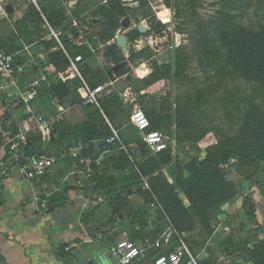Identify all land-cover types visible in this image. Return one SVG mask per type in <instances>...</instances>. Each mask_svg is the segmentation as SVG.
<instances>
[{
    "label": "rangeland",
    "instance_id": "374dc122",
    "mask_svg": "<svg viewBox=\"0 0 264 264\" xmlns=\"http://www.w3.org/2000/svg\"><path fill=\"white\" fill-rule=\"evenodd\" d=\"M109 1L36 0L35 4L30 0L31 4L45 8L51 15L62 10L64 26L69 27L66 30L62 28L63 38L77 47L75 52H80L75 57L82 58L77 67L87 82L91 85L108 83L109 74H113L128 85L124 93L116 95L118 106H134L132 109L116 108L119 114L114 127L120 131L119 140L100 146L95 155L104 152L108 160L120 161V151L131 149L140 135L130 122L135 108H141L145 114L149 109H155L158 115L166 118L164 125H168L159 131L168 139L169 149L174 156L173 163L142 176L141 186L137 179L129 182L133 185L127 200L134 205H145L143 221L147 225H129V213L125 212L124 206L110 208L104 194L96 191L91 178L83 181L71 177L72 182L84 186L83 190L92 192V219L99 228L111 229L115 234H121L122 240L136 243L143 252L137 264H154L160 255L166 254L163 236L169 230L175 231L176 239L185 241L191 251L192 257L184 264H254L248 252L264 242V163L256 160L240 166L238 161L232 160L223 167L225 179L233 184L235 195L210 207L209 227L203 225L180 187L193 169L207 158L209 151L215 150L226 136H236L242 123L240 119L248 111L245 100L250 92L248 84L229 76L210 80L211 70L201 64L202 24L216 16L221 7L219 0H133L130 4L119 0L123 13L116 15L119 27L113 32L102 13L103 10L111 11ZM247 1L251 3V0ZM263 15L264 0H254L253 8L237 16L233 23L255 26L261 22ZM17 23L14 26L18 33ZM139 24L147 28L146 34L138 31ZM21 30L37 31L32 24ZM0 31L1 36L4 30ZM11 31L10 37L17 36L14 29ZM123 33L129 42L127 53L115 42L116 37ZM5 35V38H9ZM29 40L47 43L51 40L49 28L43 27L39 34ZM15 44L19 46V42L15 41ZM111 45L117 47L118 62L110 61L107 47ZM157 63L170 64V71H159ZM157 73H161L162 78L155 76ZM59 74L51 75L56 77ZM111 96L105 94L104 99ZM216 99L225 102L228 109L218 105L216 112L212 108ZM188 106L189 109L181 114L186 125L178 127L175 122L180 115V107L185 109ZM44 110L50 115L55 114L48 107ZM87 113L88 110L76 107L58 116L60 121L75 125L84 121ZM111 127L112 130L116 129ZM121 135L130 146L121 141ZM132 155L134 162L143 161L141 154ZM62 161L57 168L66 167V161ZM135 170L111 169L109 173L115 175L121 185H125L126 179ZM167 186L177 191L191 221L183 222L184 218L177 214L173 219L163 211L160 200ZM130 226H133L132 231L129 229L128 235L122 234ZM137 231L145 236L143 240L135 239Z\"/></svg>",
    "mask_w": 264,
    "mask_h": 264
},
{
    "label": "trees",
    "instance_id": "16d2710c",
    "mask_svg": "<svg viewBox=\"0 0 264 264\" xmlns=\"http://www.w3.org/2000/svg\"><path fill=\"white\" fill-rule=\"evenodd\" d=\"M219 3L221 7L213 20L202 24L204 26V35L199 49L202 55L201 64L211 70L210 80L216 78L219 80L226 76L233 80L240 79L248 84L250 92L245 98L248 111L240 119L242 123L236 136L233 138L226 136L215 150L208 152L207 158L198 165L199 167L197 168L196 166L191 175L180 183L182 192L191 201L193 210L206 227L210 226L208 214L210 207L235 195L233 184L228 183L225 179L223 167L232 160L238 161L240 166L253 163L256 160L264 163V15L261 22L255 26L249 27L247 25L234 24L233 22L237 16L239 17V15L253 8L254 0H251V3L247 0H219ZM108 4L111 7V11L103 10L102 13L111 29L110 31L113 32L119 27L116 15L123 12L120 8L121 3L119 0H110ZM64 23L65 17L62 10L55 15H51L48 14L45 8H37L32 3L25 16L17 23L19 30L17 36L14 39L0 38V49L9 53L18 52L23 45L21 43V46L20 44L16 46V40L20 39L25 44H32L35 41L29 39L39 34L41 29L49 24L52 29L60 34L59 40L63 48L60 47L59 42L55 38L50 40L54 42L53 44L50 41H47V43L43 42V46L48 51L47 62L55 67L57 74L60 73L59 71L65 73L71 68V60L80 55V52H75L78 50L77 47L69 40L67 41L63 38L62 28L64 30L69 28L65 27ZM29 24H32L37 31L25 32L21 30L22 27L24 28ZM43 41L45 40L43 39ZM116 48V45L107 47L111 62H118ZM156 68L159 71H170L171 67L170 64L159 65L157 63ZM155 76L162 78L161 73H157ZM179 76L177 75L176 77ZM87 83L91 87L103 85ZM81 85L82 83L78 76L63 81L60 78V74L56 77L48 74V83H42L39 86L38 95L32 102V106L38 114L46 111L44 109L48 107L52 110V113H55L53 116L59 115L57 105L65 109L79 107L81 97L78 89ZM116 95H119V93L114 91L110 93V99H104L105 97H103L101 109L93 106L82 107L88 110L86 118L82 122L72 125L60 121V119L56 121L53 125L54 140L48 146L44 144L40 131L28 133L26 143H19V147L22 149L21 159L23 164H28V159L49 153L59 158L58 164L65 160L67 166L70 165L76 168L75 160L69 156L61 158L62 155L68 154L69 149L76 141L84 143V155H93L100 146L107 145V139L113 137L111 125L116 128L114 125L119 114L117 113L118 109H116L119 103L117 100L119 99ZM216 100L212 107L216 112L218 105H221L223 109H228L225 102L223 103L221 99ZM203 106L206 105L203 104ZM118 107L134 108L133 104H123ZM188 109L189 106L185 109L180 107V115L175 122L178 127L186 125L181 114ZM146 115L150 121L151 130L161 131L168 127V125L167 127L164 125L166 118L163 119L158 115L155 109H149ZM133 127L136 129L134 125ZM115 130L120 134L117 128ZM136 131L138 130L136 129ZM17 134H19V131L15 128L13 138H16ZM140 135L133 145L137 146L140 151L142 162H134L131 149L128 148L127 151L126 149L125 151H120V161H111V159L108 160L106 157L101 167L95 168L94 175L90 177L91 179L89 178L91 183L95 184L96 191L104 194L103 196H105L110 208L115 205L124 206L125 212L129 213L127 215V223L129 225L145 223L143 221L145 205H134L127 200L128 193L132 192L133 185L129 182L137 179L139 186H141L142 176H147L161 166L170 165L174 161L171 149L152 154L143 142L142 135ZM121 141L130 146L122 135ZM3 144L4 137L0 132V147ZM8 154L7 152V156H9ZM191 164L196 165L195 163ZM133 168L136 170L126 179L125 185H121L117 177L109 173L111 169L130 170ZM160 204L163 211L173 219L175 217L174 214H177L182 219L184 218L183 222L192 220L190 214L183 206L179 194L172 186H167ZM91 212L85 213L82 221L87 225H93L94 231L102 230L92 219L93 213ZM114 235L118 234L114 232ZM135 237L137 240H143L145 236L137 231ZM231 244L234 245V242H231ZM248 255L254 264H264V242L249 251Z\"/></svg>",
    "mask_w": 264,
    "mask_h": 264
},
{
    "label": "crops",
    "instance_id": "0c3cea01",
    "mask_svg": "<svg viewBox=\"0 0 264 264\" xmlns=\"http://www.w3.org/2000/svg\"><path fill=\"white\" fill-rule=\"evenodd\" d=\"M4 2L13 6L14 11L8 18L0 16V29L4 30L0 38H5L7 34L14 39L10 37L11 30L18 34L14 24L25 16L31 2ZM16 41L23 45L19 50L20 68L15 75L21 89L42 78L41 68H46V74L56 73L55 67L47 62L48 51L41 42L25 44L20 39ZM56 107L62 113L74 109ZM39 115L54 117L46 111ZM26 119V107L19 103L16 87L0 78V127L6 145L4 150H0V159H5L9 165L5 187L0 190L1 260L4 264H117L110 249L123 239L122 235L115 236L114 231L105 227L94 231L93 225L82 221L83 215L92 210L94 201L91 200V191L83 190V185L79 186L70 179H81L76 168L70 165L56 166L54 174L48 179H38L31 184L23 180L16 158L22 157L19 143L27 141V135L23 134ZM15 128L19 134L13 138ZM15 140L18 143L10 146ZM129 229L132 231L133 226L122 234L128 235Z\"/></svg>",
    "mask_w": 264,
    "mask_h": 264
},
{
    "label": "built area",
    "instance_id": "2783aa9c",
    "mask_svg": "<svg viewBox=\"0 0 264 264\" xmlns=\"http://www.w3.org/2000/svg\"><path fill=\"white\" fill-rule=\"evenodd\" d=\"M36 4V0H33ZM7 4L4 0H0V16L8 18L9 14L6 9ZM45 27L50 30V38H55L60 47H62L59 40V33L52 29L49 24ZM20 51L16 53H9L6 50L0 49V78L10 81L17 89V98L19 103L24 104L26 107L27 119L23 124V134H28L32 131H40L43 142L47 145L51 144L54 140L53 125L55 120L59 119L54 117H45L37 114L33 109L32 102L38 95V88L42 83H48V72L45 69H40L42 78L38 81H34L25 89H21L15 79L17 69L20 68ZM32 58V56H31ZM82 58L77 57L71 60V68L60 74V78L63 81H67L73 76H78L81 80V87L78 89L80 94V106L88 107L93 106L101 109V100L105 94H110L114 91L117 92L114 82L110 81L106 84L91 87L87 81L81 75L77 65L81 62ZM35 65V63H34ZM37 66V65H35ZM119 79V78H117ZM62 113V112H59ZM130 122L136 127V129L142 134L143 142L147 145L152 154H158L169 149L167 137L160 131L151 130L150 121L141 108H135L130 116ZM0 132L2 129L0 127ZM119 140L118 132L113 129V137L107 139V144L116 143ZM12 142V141H11ZM6 147L5 142L0 147V150H4ZM131 153L137 156L140 155V151L137 146L132 145ZM85 145L82 141H76L74 145L69 149L68 154H63L61 158L69 156L76 161V170L81 179L88 180L92 174L95 173V168L101 167L106 160V153H98L97 155H84ZM59 158L55 155L45 153L28 160V164H23L20 158H16V163L20 168V174L23 180L31 184L38 179H48L58 165ZM9 174V165L5 159H0V190L5 187V178ZM146 183V182H145ZM147 186V183H146ZM46 201H44V204ZM164 244L167 248L166 254L160 255L154 264H184V262L192 257L191 251L188 245L182 239H176V232L169 230L163 236ZM68 250V249H67ZM111 256L117 264H134L138 262L142 257V250L139 246L128 240H119L110 249ZM0 264H4L0 257Z\"/></svg>",
    "mask_w": 264,
    "mask_h": 264
},
{
    "label": "water",
    "instance_id": "95a60500",
    "mask_svg": "<svg viewBox=\"0 0 264 264\" xmlns=\"http://www.w3.org/2000/svg\"><path fill=\"white\" fill-rule=\"evenodd\" d=\"M122 1L127 4H130L133 2V0H122ZM6 9L9 15L13 14V11H14L13 6L7 5ZM123 24L126 25V22H124ZM137 29L142 34H146L148 32L147 28H145L142 24H139L137 26ZM115 42L123 50L124 53L128 52L129 42H128L127 36L124 33L116 37ZM109 79L110 81L114 82V86L119 94L124 93L128 89L127 83L123 79H117L116 75L109 74ZM14 143H18V141L15 140L14 142L10 144V146H12Z\"/></svg>",
    "mask_w": 264,
    "mask_h": 264
}]
</instances>
